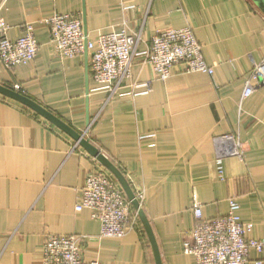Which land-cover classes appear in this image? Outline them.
Wrapping results in <instances>:
<instances>
[{
	"label": "crops",
	"instance_id": "obj_1",
	"mask_svg": "<svg viewBox=\"0 0 264 264\" xmlns=\"http://www.w3.org/2000/svg\"><path fill=\"white\" fill-rule=\"evenodd\" d=\"M123 5L133 8L125 13ZM56 14L81 19L90 41L125 21L141 34L138 51L157 31L191 26L214 75L178 65L163 82L136 57L118 94L97 90L85 53H56L45 22ZM0 18L12 40L32 23L39 44L28 65L9 71L0 63V84L21 86L20 93L86 133L135 193L144 192L163 264H197L184 253L195 202L211 220L225 216L235 199L251 225L247 239L264 240V83L243 98L254 63L264 59V14L252 0H0ZM225 135L240 140L242 159L231 155ZM99 167L67 134L0 95V264H44L50 235L83 237L86 262L151 264L140 219L128 236L101 239L90 211H76L88 175ZM257 262L264 264V249L249 252L247 264Z\"/></svg>",
	"mask_w": 264,
	"mask_h": 264
},
{
	"label": "built area",
	"instance_id": "obj_2",
	"mask_svg": "<svg viewBox=\"0 0 264 264\" xmlns=\"http://www.w3.org/2000/svg\"><path fill=\"white\" fill-rule=\"evenodd\" d=\"M131 8L133 6L123 5L125 13ZM45 22L51 28L52 44L60 57L75 58L88 50L97 90L111 95L118 94L124 88V81L131 78L136 57H143L144 64L152 69L156 79L163 82L172 76V69L178 65L184 66L187 73L214 75V68L205 60L203 46L191 26L157 31L146 50L138 51L141 34L128 27L125 21L118 29L87 43L81 19L56 14ZM9 31L10 26L0 18V63L10 71L32 63L38 55L39 44L32 23L23 27V35L16 40L9 37ZM260 82L264 83V59L254 63L243 98H249L256 83ZM14 88L18 92L21 90L19 85ZM221 139L231 143L232 156L243 158V145L237 137L225 135ZM219 177L224 180L222 166H219ZM136 196L142 204L144 192ZM131 208L118 182L101 166L88 175L80 202L75 207L77 212L90 211L92 219L100 223L101 239H122L138 228L139 217ZM239 210L237 201L230 199L229 212L225 216L206 220L201 205L195 202L192 242H185L184 253L193 255L197 264H247L252 249L263 251L264 240L247 239L251 225L242 221ZM82 239L77 235L48 236L42 247L44 264H100L97 260L86 262L83 259Z\"/></svg>",
	"mask_w": 264,
	"mask_h": 264
},
{
	"label": "water",
	"instance_id": "obj_3",
	"mask_svg": "<svg viewBox=\"0 0 264 264\" xmlns=\"http://www.w3.org/2000/svg\"><path fill=\"white\" fill-rule=\"evenodd\" d=\"M253 3L260 9V11L264 14V0H252ZM84 33L86 36V43L88 41L86 25L84 28ZM85 54L90 58V54L88 50L85 51ZM89 91V89H87ZM0 95L6 97L10 100H13L22 106L30 109L35 114L39 115L47 122L54 125L57 129L62 131L71 137L78 146L82 147L91 157H93L101 167L107 170L118 182L119 186L123 190L126 198L131 203L132 208L136 211L139 219L141 220L148 239L150 241V245L153 251L155 264H163L161 252L159 249V245L145 210L137 199L136 193L131 187V184L127 180L125 174L119 169L106 155H104L97 147H95L89 139L86 138L85 134L78 133L75 129L69 126L67 123L59 119L53 113H51L48 109L38 104L36 101L30 99L29 97L23 95L22 93L15 91L7 86L0 84ZM90 127L89 120L87 121V129Z\"/></svg>",
	"mask_w": 264,
	"mask_h": 264
},
{
	"label": "trees",
	"instance_id": "obj_4",
	"mask_svg": "<svg viewBox=\"0 0 264 264\" xmlns=\"http://www.w3.org/2000/svg\"><path fill=\"white\" fill-rule=\"evenodd\" d=\"M26 109H28V108H26ZM110 174V173H109ZM111 175V174H110ZM112 176V175H111ZM112 178H114L113 176H112ZM114 180H115V178H114ZM116 181V180H115ZM131 211L134 213V210H133V208H131ZM139 225H140V227H141V222H140V220H139ZM147 235V234H146ZM149 247H150V249H151V254H152V257H153V252H152V248H151V246H150V242H149ZM155 261H154V259H153V262H151V264H155L154 263Z\"/></svg>",
	"mask_w": 264,
	"mask_h": 264
}]
</instances>
